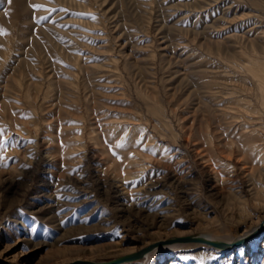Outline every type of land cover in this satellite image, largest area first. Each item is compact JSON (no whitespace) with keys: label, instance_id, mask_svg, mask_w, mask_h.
Here are the masks:
<instances>
[{"label":"rangeland","instance_id":"374dc122","mask_svg":"<svg viewBox=\"0 0 264 264\" xmlns=\"http://www.w3.org/2000/svg\"><path fill=\"white\" fill-rule=\"evenodd\" d=\"M252 58L264 0H0V261L264 264L176 240L264 222Z\"/></svg>","mask_w":264,"mask_h":264},{"label":"bare ground","instance_id":"6f19581e","mask_svg":"<svg viewBox=\"0 0 264 264\" xmlns=\"http://www.w3.org/2000/svg\"><path fill=\"white\" fill-rule=\"evenodd\" d=\"M246 66H247L248 71L251 73L252 77L256 81L257 88H258V92H259V97H260L259 100L261 101L262 105H264V59H257V58L249 59V61H248V63H247ZM235 100L239 103L238 105H240V107L242 106L245 109V111H247V112H253L254 111V108L250 104V101H249L248 98L242 97V98H237ZM260 114H261V112H260ZM255 118H256V116H255ZM259 155L260 156H264V152H260ZM257 227H262V229L260 231H258L256 234H258L259 232H261L262 230H264V222L261 225L254 226L250 230H245L241 235H237V236L222 234V233H218V232H214V231H209V230L193 231L189 235L200 236V237L207 238L209 240H217V241L227 242L229 244L230 243H233V242H236V241H239L238 243L233 244V246H236V245H240L242 242L247 241L250 238H252L253 236H255L256 234H254L252 236H249V238H247V239L245 238L246 236H248V234L250 232L254 231ZM189 235H185V236H189ZM185 236H182V237H185ZM258 238H259V236H257L255 239H258ZM177 241H186V240H177ZM194 241L202 242L203 244H205V246H210V247H212L214 249H216L218 247V250L225 251V248L219 247V246H215V245H213V244H211L209 242L199 241V240H194ZM179 244H182V243L171 242L170 244H168L166 246L157 247L154 251H150V249H151L150 247L151 246L146 248V246L148 244H145V245H142L140 247L141 249L138 252L137 251L134 252V250L133 251L125 252L122 256L126 255V259H124V261L121 262V263H124V262H134L135 259H139V258L143 257L146 254H147V256L144 257V259H147V258H149L150 256H152L156 252H159L161 250L170 249V248L175 247L176 245H179ZM145 249L147 250L145 252V254L144 255H141V256H138L139 252H141L142 250H145ZM234 249L237 250L238 247H235ZM22 251H24V250H22ZM137 261L139 262V260H137ZM84 263L91 264L92 262L90 263L89 261H86ZM126 264H129V263H126Z\"/></svg>","mask_w":264,"mask_h":264},{"label":"water","instance_id":"95a60500","mask_svg":"<svg viewBox=\"0 0 264 264\" xmlns=\"http://www.w3.org/2000/svg\"><path fill=\"white\" fill-rule=\"evenodd\" d=\"M261 229H262V227H257L254 231L250 232L248 234V236H246L245 238L246 239L249 238V236H252V235L256 234ZM176 240H186V241L199 240V241H205V242H209V243H211V244H213L215 246L223 247L225 249L226 248L227 249L228 248H231L233 246V244H236V243L239 242V241H236V242H233V243H230L229 244L227 242H222V241H217V240H209L207 238L200 237V236H194V235H189V236H185V237H177ZM146 251H147L146 249L145 250H142L141 252H139L138 256L144 255ZM124 259H126V255L121 256V257H116V258H113V259H109V260H105V261H95V262H93L91 264H117V263L123 262ZM0 263L7 264V263L2 262V261H0Z\"/></svg>","mask_w":264,"mask_h":264},{"label":"snow or ice","instance_id":"6c2138e0","mask_svg":"<svg viewBox=\"0 0 264 264\" xmlns=\"http://www.w3.org/2000/svg\"><path fill=\"white\" fill-rule=\"evenodd\" d=\"M10 2V0H9ZM35 7H42L41 5H36ZM118 147H123V145H118Z\"/></svg>","mask_w":264,"mask_h":264}]
</instances>
